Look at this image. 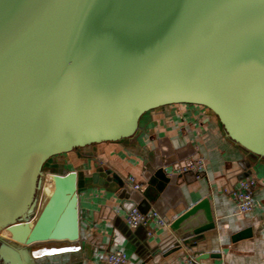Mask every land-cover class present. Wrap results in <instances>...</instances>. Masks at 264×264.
<instances>
[{
  "label": "water",
  "instance_id": "95a60500",
  "mask_svg": "<svg viewBox=\"0 0 264 264\" xmlns=\"http://www.w3.org/2000/svg\"><path fill=\"white\" fill-rule=\"evenodd\" d=\"M173 105L210 110L264 160V0H0V264H37L41 229L26 225L50 159L135 141L145 114ZM170 229V254L197 249L210 200Z\"/></svg>",
  "mask_w": 264,
  "mask_h": 264
},
{
  "label": "crops",
  "instance_id": "0c3cea01",
  "mask_svg": "<svg viewBox=\"0 0 264 264\" xmlns=\"http://www.w3.org/2000/svg\"><path fill=\"white\" fill-rule=\"evenodd\" d=\"M140 130L135 141L92 145L46 163L36 215L26 225L32 233L41 229L28 244L36 263L106 264L109 253L122 251L126 264H264V160L252 161L201 106L155 109ZM198 159L204 170H181ZM247 175L257 181L255 209L239 214L232 193ZM129 177L141 191L127 184ZM206 198L215 229L197 249L170 254L171 223ZM133 207L156 210L167 226L130 228ZM246 229L251 237L233 240Z\"/></svg>",
  "mask_w": 264,
  "mask_h": 264
},
{
  "label": "built area",
  "instance_id": "2783aa9c",
  "mask_svg": "<svg viewBox=\"0 0 264 264\" xmlns=\"http://www.w3.org/2000/svg\"><path fill=\"white\" fill-rule=\"evenodd\" d=\"M205 169L204 159H198L194 163L185 165L182 171H202ZM127 184L134 189V191H141L143 186L139 184L135 177H129ZM257 187V181L254 178H245L237 184L233 190L232 196L237 203V211L239 214H249L255 209V189ZM127 225L132 228L148 227L151 223L156 226H167L166 220H164L159 213L151 209L148 213H142L138 208L133 207L126 217ZM127 256L122 251H114L108 254L106 264H126ZM194 264V263H191Z\"/></svg>",
  "mask_w": 264,
  "mask_h": 264
},
{
  "label": "rangeland",
  "instance_id": "374dc122",
  "mask_svg": "<svg viewBox=\"0 0 264 264\" xmlns=\"http://www.w3.org/2000/svg\"><path fill=\"white\" fill-rule=\"evenodd\" d=\"M15 229H16V231H20L21 230L20 227H18V226ZM10 232L11 231H7V232L5 231L4 232V236H6V237L8 236L9 237V235H11ZM29 234H31V231H29ZM15 242H17V241H15Z\"/></svg>",
  "mask_w": 264,
  "mask_h": 264
}]
</instances>
